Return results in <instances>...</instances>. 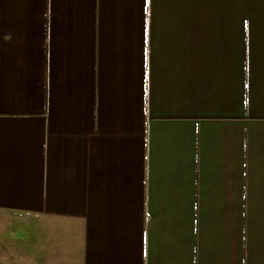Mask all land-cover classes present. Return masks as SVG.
Instances as JSON below:
<instances>
[{
  "label": "crops",
  "instance_id": "1",
  "mask_svg": "<svg viewBox=\"0 0 264 264\" xmlns=\"http://www.w3.org/2000/svg\"><path fill=\"white\" fill-rule=\"evenodd\" d=\"M0 264H264V0H0Z\"/></svg>",
  "mask_w": 264,
  "mask_h": 264
},
{
  "label": "rangeland",
  "instance_id": "2",
  "mask_svg": "<svg viewBox=\"0 0 264 264\" xmlns=\"http://www.w3.org/2000/svg\"><path fill=\"white\" fill-rule=\"evenodd\" d=\"M11 225L6 219L0 218V247H9L13 244L14 231L10 228Z\"/></svg>",
  "mask_w": 264,
  "mask_h": 264
}]
</instances>
